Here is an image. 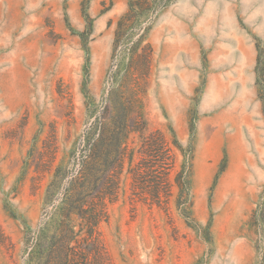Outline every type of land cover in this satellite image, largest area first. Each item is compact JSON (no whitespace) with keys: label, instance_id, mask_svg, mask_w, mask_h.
<instances>
[{"label":"rangeland","instance_id":"1","mask_svg":"<svg viewBox=\"0 0 264 264\" xmlns=\"http://www.w3.org/2000/svg\"><path fill=\"white\" fill-rule=\"evenodd\" d=\"M0 264H264V0H0Z\"/></svg>","mask_w":264,"mask_h":264},{"label":"trees","instance_id":"2","mask_svg":"<svg viewBox=\"0 0 264 264\" xmlns=\"http://www.w3.org/2000/svg\"><path fill=\"white\" fill-rule=\"evenodd\" d=\"M139 175H140L139 172H137V171L134 172V177H139ZM159 184H161V181H160ZM157 189H158V188H157ZM156 201H158V200H156ZM156 203H158V202H156Z\"/></svg>","mask_w":264,"mask_h":264}]
</instances>
